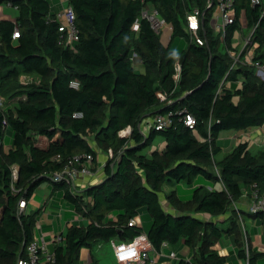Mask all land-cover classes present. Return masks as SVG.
I'll list each match as a JSON object with an SVG mask.
<instances>
[{
  "label": "trees",
  "instance_id": "obj_1",
  "mask_svg": "<svg viewBox=\"0 0 264 264\" xmlns=\"http://www.w3.org/2000/svg\"><path fill=\"white\" fill-rule=\"evenodd\" d=\"M143 1L68 0L79 34L73 50L61 41L51 0H0L18 11L15 19H0V264H16L25 256L22 243L33 238L38 211L18 212V201L30 198L44 181L62 190L70 208L88 220H67L61 239L53 241L52 264H80L82 248L93 256L95 247L112 238L132 239L143 228L128 222L143 208L151 216L146 234L155 249L162 241L169 243L168 251L189 247L191 257L175 264H225L227 256L213 246L223 235H232L244 257L241 215L258 220L264 233V210L233 207L244 191L249 199L253 190L264 191V150L253 153L247 141H239L214 161L222 130L264 126V80L248 64L223 81L229 57L207 22V42L189 40L186 12L201 0H146L172 26L168 44L145 18L132 29ZM241 9L249 26L258 22L254 57L264 62V14L249 0H237V15ZM235 27H229L228 42ZM177 37L187 42L180 52L172 47ZM134 54L141 59L140 70ZM177 59L181 72L175 81ZM23 73L38 80L23 83ZM71 80L79 86H70ZM186 113L194 117L193 126L185 123ZM157 114H166L170 123L162 129L151 124L144 132L141 123ZM128 125L130 133L120 135ZM8 132L11 143L5 148ZM156 136L163 138V149H152ZM109 148L112 156L102 166L101 181L78 191L70 182L50 178L73 155L91 153L97 161ZM197 177L220 182L221 188L210 189ZM179 182L192 186L191 194L184 199L174 188L166 195L177 211L172 214L160 192L164 184ZM254 252L249 249L250 264Z\"/></svg>",
  "mask_w": 264,
  "mask_h": 264
},
{
  "label": "built area",
  "instance_id": "obj_2",
  "mask_svg": "<svg viewBox=\"0 0 264 264\" xmlns=\"http://www.w3.org/2000/svg\"><path fill=\"white\" fill-rule=\"evenodd\" d=\"M62 4V9L56 13V17L59 20L58 29L61 32V41L65 46L75 50L74 42L79 39L78 29L75 24V12L73 7L68 3V0H59ZM200 3L194 2L190 10L186 12V24L185 31L188 34L189 40L203 45L206 43V29L205 23L210 27L213 36L217 38L219 46L229 57L228 67L226 69L224 79L230 71L235 70L241 65L250 64L254 68V74L260 79L264 80V62L259 59H255V47L256 43L253 41L254 31L257 23H254L245 35L241 31L242 25L239 19L240 14L243 12L247 21L246 14L243 9L237 15L235 6L237 0H201ZM252 6L259 8V14H264V0H249ZM140 18H145L149 21L153 30L157 33L161 32L162 26H166L168 31L172 30V26L169 25L165 18L160 15L156 6L151 1H143L140 8V15L132 24V29L137 30L140 25ZM203 19V22H202ZM236 24L233 35L230 42L227 41L229 34V27L232 24ZM248 24V21H247ZM239 28V39L235 38L236 28ZM202 32V34H201ZM18 28L16 27L12 33V38L18 37ZM241 42L242 47L238 50L235 46L236 42ZM181 72V63L177 59L174 62V72L172 77L175 81L179 79ZM38 80V79H37ZM35 80V81H37ZM20 81L23 83L34 81L32 75L21 74ZM222 81V82H223ZM70 86L78 87L79 82L77 80H71ZM0 96V104L2 102ZM75 116H81L80 112H75ZM185 123L189 126H193L195 119L191 114L186 113ZM151 124L157 129H162L170 123V119L166 114H157L151 119ZM131 131V126H126L120 131V135H127ZM106 158L112 156V150L109 148L105 153ZM100 157V156H99ZM97 157V161H94V156L91 153L75 154L68 159L66 164L61 170H56L51 173L50 178L54 181L65 180L72 183L74 186L79 185L80 188L89 185V181L94 176V167L102 170L104 161H100ZM58 159V155H56ZM12 177L17 178V167L12 166ZM15 191L14 186H12ZM252 198L249 204V211L255 212L256 210H264V191L259 192L257 189L253 190ZM27 199L21 197L18 203V212H26ZM78 214L75 218H79ZM129 225H140L136 218H131L128 222ZM242 230L244 234L245 244V256L241 258V264H250L249 252H248V236L245 226L242 224ZM53 241H59L61 234H55ZM46 239L43 235L37 236L35 230H33V238L25 245V256L20 257L17 264H52L54 261V253L48 248ZM110 245L113 250L115 260L118 264H133L143 263L149 261L154 263L152 256L162 255L168 258L174 259L177 257V253L174 249H170L165 252L164 249L169 248L167 241H162L160 248L155 249L151 244L148 236L144 230L135 235L130 240H117L112 238Z\"/></svg>",
  "mask_w": 264,
  "mask_h": 264
},
{
  "label": "crops",
  "instance_id": "obj_3",
  "mask_svg": "<svg viewBox=\"0 0 264 264\" xmlns=\"http://www.w3.org/2000/svg\"><path fill=\"white\" fill-rule=\"evenodd\" d=\"M8 4V3H7ZM10 5V4H9ZM11 6V5H10ZM62 9V4L59 0H51V10L54 13L59 12ZM18 14V11H17ZM16 14V16H17ZM15 16V18H16ZM10 17V16H9ZM14 18V19H15ZM8 19V18H6ZM10 19V18H9ZM134 62H140L138 66L142 68V62L141 59L134 54L133 55V63ZM256 76V75H255ZM257 77V76H256ZM258 78V77H257ZM259 79V78H258ZM151 119H146L141 123V126H144L142 129L144 132L147 130L148 126L151 125ZM143 124V125H142ZM142 128V127H141ZM197 135V134H196ZM163 141V138L161 136H156L153 144H158L157 148L160 147V143ZM239 141H247L250 145V151L256 152L260 150H264V126L260 127H247L242 128L238 130H223L222 133H219V142L222 145L221 151L215 155L214 161H218L222 159L225 152H228L231 150V148L236 145ZM6 143V142H5ZM11 143V142H10ZM10 143L5 145V148H8ZM154 146V145H153ZM152 146V147H153ZM149 151V148L146 149ZM223 152L222 156H219L220 153ZM100 161H104L106 157L104 155H100L98 158ZM216 174L219 175L217 169ZM104 178V173L102 170H99L94 167V176L89 181L90 184L97 183L101 181ZM196 181L198 183L206 184L208 188H221L220 182H215L214 184H211V181H207L205 179H202L201 177H197ZM182 182H179L174 186L175 184H169L166 183L162 187V191L160 192V198L163 207L171 212L172 214H176L177 211L174 207H172L165 199L166 195L173 190L174 188H177V185H180ZM165 185L171 186L172 189L167 192L163 188ZM74 190L75 188L80 191L85 187L80 188L79 185L76 184V186L72 185ZM78 187V188H77ZM87 187V186H86ZM174 187V188H173ZM177 190V189H176ZM178 193V192H177ZM179 194V193H178ZM190 195V194H189ZM189 195L186 194V198L189 197ZM63 191L60 189L53 190L52 184L51 185H38L32 192L30 198L27 199V206L25 208V211H38V219L36 221V225L34 227L35 233L37 236L43 235L44 238L47 240V246L52 251L53 247V236L55 234H63V232L66 231V222L67 220H76L81 223L86 224L88 222L87 218L82 216L77 211L70 208V206L66 203V201L63 199ZM180 197H182L179 194ZM37 198V201H32V199ZM184 198V197H182ZM185 199V198H184ZM251 199L247 198L246 191L243 193V197L238 200L234 204V208L237 209H243L245 211H249V204ZM80 215L79 218H75L77 215ZM138 218L142 221H140L141 226L143 230L146 232L149 228L150 221L145 215H137ZM241 225L243 224L245 226L246 232H247V238H248V252L249 249H252L256 253L255 256V262L254 264H264V233H263V226L262 224L257 220H255L252 217H246L244 218L241 215ZM56 220L57 225L50 222ZM143 219L146 220V222H143ZM138 221V220H137ZM55 231V232H54ZM54 234V235H53ZM214 248L218 251L220 255L227 256V262L225 264H241V257L238 255V246L234 243L232 235H223L219 241H216L214 243ZM243 247H245V244H243ZM165 252H168V249H164ZM109 252L112 255L113 250L111 245L109 246ZM192 253L189 250V247L186 245H182L181 248L177 252L178 257L183 258H189L191 257ZM113 260L115 264H118L117 261L114 259V256L112 255ZM96 259L95 255H91L89 249L82 248L80 250V264H90L92 262V259ZM152 259L154 260L153 264H174L168 258L167 256L162 255H154L152 256ZM133 264H146V262L143 263H133ZM149 264H151L149 262Z\"/></svg>",
  "mask_w": 264,
  "mask_h": 264
},
{
  "label": "rangeland",
  "instance_id": "obj_4",
  "mask_svg": "<svg viewBox=\"0 0 264 264\" xmlns=\"http://www.w3.org/2000/svg\"><path fill=\"white\" fill-rule=\"evenodd\" d=\"M16 14H17V9L15 8V7H13V6H10L9 4H7V3H1L0 4V19H3V18H10V19H14L15 18V16H16ZM10 16V17H9ZM239 19H240V22H241V25H242V29H243V31H241L242 32V34H244L245 33V35L249 32V30L251 29V27H249L248 26V24H247V21H246V18H245V15H244V13L242 12L241 14H240V16H239ZM169 33H168V31H167V28H166V26H162V29H161V33L159 34V36H160V40H161V42L163 43V44H168V42H169ZM235 38L236 39H239V28L237 27L236 28V31H235ZM186 46H187V42H186V40H185V38L184 37H177V38H175L174 39V41H173V45H172V47H173V49L176 51V52H180L182 49H185L186 48ZM235 46H236V48L238 49V50H240L241 49V47H242V44H241V42H236L235 43ZM140 64V62L138 63H136V62H134V65H135V68H137V69H142L140 66H138ZM32 77H33V79L34 80H37L38 78L35 76V75H32ZM2 100V102H3V98L1 99ZM234 100H237V96H235L234 97ZM2 102H1V104L0 105H2ZM143 125V124H142ZM142 127V129L144 128V126H141ZM227 131H230L231 132V130H227ZM223 132V130L220 132V133H222ZM6 142V143H5ZM5 142H4V145H7L8 143H10L11 142V135H10V133L8 132L6 135H5ZM154 146L152 147V149H154V148H157V146H158V144H156V143H154L153 144ZM163 147H164V143H163V141L160 143V147H158L157 149H163ZM225 154V153H224ZM103 155H104V157H105V153H103ZM223 155V152L222 153H220L219 154V156H222ZM202 178H204V177H202ZM213 182V181H212ZM42 185H51V182H49V181H44V182H42L41 183ZM40 184V185H41ZM175 186V185H174ZM38 187V186H37ZM174 188V187H173ZM191 188H192V186H190V185H188V184H186L185 182H182L180 185H177V192L182 196V197H184L185 199H186V194L187 195H189V194H191ZM165 191H167V192H169L171 189H172V187L171 186H168V185H165L164 186V188H163ZM37 201V198H34L33 197V199H32V201ZM139 214H143V215H145V217H147L148 219H149V221L151 222V216L148 214V212L143 208L141 211H140V213ZM136 218V220H138V224H140L141 225V223H140V221H142V220H140L139 218H138V216H136L135 217ZM50 220V219H49ZM55 221V222H54ZM54 221H51L50 220V222L53 224V222H54V224H56L57 225V222H56V220H54ZM146 222V220H144L143 219V222ZM57 227H58V225H57ZM55 232V231H54ZM54 235V234H53ZM183 244H181V245H177L176 247H174L173 249L176 251V253L178 252V250L181 248V246H182ZM109 246H110V244H109V242H103V243H101L100 245H98L97 247H95L93 250H92V253H93V255H95V257H96V259H95V263L94 264H115V262H114V260H113V257H112V255L110 254V252H109ZM179 258H183V257H176V258H174V259H171L170 258V260L172 261V262H174V264L177 262V260L179 259Z\"/></svg>",
  "mask_w": 264,
  "mask_h": 264
},
{
  "label": "water",
  "instance_id": "obj_5",
  "mask_svg": "<svg viewBox=\"0 0 264 264\" xmlns=\"http://www.w3.org/2000/svg\"><path fill=\"white\" fill-rule=\"evenodd\" d=\"M202 22H203V19H202ZM210 59H211V51H210ZM209 63H210V61H209ZM111 165L114 166V163H112ZM20 200H21V198L19 199V201ZM19 201H18V203H19ZM25 243H26L25 241L22 243V249L25 247ZM19 258H20V256L17 257L16 264H17Z\"/></svg>",
  "mask_w": 264,
  "mask_h": 264
}]
</instances>
